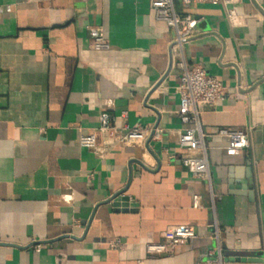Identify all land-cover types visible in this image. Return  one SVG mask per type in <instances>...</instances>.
Listing matches in <instances>:
<instances>
[{
	"label": "crops",
	"instance_id": "0c3cea01",
	"mask_svg": "<svg viewBox=\"0 0 264 264\" xmlns=\"http://www.w3.org/2000/svg\"><path fill=\"white\" fill-rule=\"evenodd\" d=\"M0 2L12 5L0 13V264H207L210 192L182 163L173 31L151 0ZM174 5L198 20L188 61L228 91L202 114L225 259L264 264V0ZM92 26L104 28L109 49L92 47ZM105 111L118 127L162 135L101 158L79 139L102 143ZM221 128H249L251 146L227 154ZM118 193L127 210L114 207ZM195 194L203 207H193ZM176 224L198 237L151 256L146 244ZM243 253L262 257L236 261Z\"/></svg>",
	"mask_w": 264,
	"mask_h": 264
},
{
	"label": "built area",
	"instance_id": "2783aa9c",
	"mask_svg": "<svg viewBox=\"0 0 264 264\" xmlns=\"http://www.w3.org/2000/svg\"><path fill=\"white\" fill-rule=\"evenodd\" d=\"M188 5L192 0H182ZM203 4H219L222 0H195ZM152 8L157 19L164 21L173 31L170 48L178 68L180 81L177 85L179 93L178 114L183 124L178 133V144L184 150L182 163L197 178L204 180L210 192L213 219L210 223L211 238L214 246L209 251L207 264H227L222 246L223 228L216 214V196L213 192L210 157L206 144V134L202 127V114L204 108L214 105L217 101L228 95L226 86L198 63H190L185 55V44L197 35L198 20L190 13H179L174 5V0H151ZM12 11V5L0 2V13ZM92 47L95 50H107L109 41L102 26L89 28ZM98 130L102 134V143L98 144L94 134H80V144L91 149L97 156L104 158L111 149L120 142L160 139L162 128L143 125H130L124 123L116 126L113 116L107 111L100 115ZM219 135L228 137L226 153L233 155L239 148L251 146V130L221 128ZM193 207L201 208V196H193ZM198 233L194 226L189 224H176L169 226L163 233V240L146 244L147 252L151 255L173 254L177 247L189 244ZM113 248L123 246L120 240L110 242ZM37 251L41 245L36 244Z\"/></svg>",
	"mask_w": 264,
	"mask_h": 264
},
{
	"label": "water",
	"instance_id": "95a60500",
	"mask_svg": "<svg viewBox=\"0 0 264 264\" xmlns=\"http://www.w3.org/2000/svg\"><path fill=\"white\" fill-rule=\"evenodd\" d=\"M129 197L127 195H123L122 193H118L117 195H115L113 197V205L114 207L118 208V207H122L123 210H127V208L130 206V201H129ZM131 210H135L134 208H132ZM256 256L262 257V255L258 254ZM256 256H251L249 255V253H243V255H240V257H237L235 260L236 261H255V259H253Z\"/></svg>",
	"mask_w": 264,
	"mask_h": 264
}]
</instances>
